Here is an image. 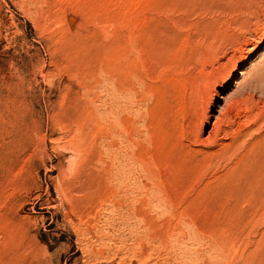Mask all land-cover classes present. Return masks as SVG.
<instances>
[{"label":"rangeland","instance_id":"1","mask_svg":"<svg viewBox=\"0 0 264 264\" xmlns=\"http://www.w3.org/2000/svg\"><path fill=\"white\" fill-rule=\"evenodd\" d=\"M263 110L264 0H0V264H264Z\"/></svg>","mask_w":264,"mask_h":264},{"label":"bare ground","instance_id":"2","mask_svg":"<svg viewBox=\"0 0 264 264\" xmlns=\"http://www.w3.org/2000/svg\"><path fill=\"white\" fill-rule=\"evenodd\" d=\"M241 76H245L246 74H247V70L245 69V68H242L239 72H238ZM261 73L259 72H257V75H256V77H254V82H260L261 80H260V78H261V75H260ZM242 78V77H241ZM238 81V80H237ZM240 82V81H239ZM238 82V83H239ZM240 84V83H239ZM237 86V85H236ZM235 86V87H236ZM240 86V85H239ZM238 87V86H237ZM236 87V88H237ZM238 89V88H237ZM236 89V90H237ZM234 90V89H233ZM232 91H229L228 90V92H225V93H223L222 95H220V98L221 99H223V100H225V99H227V98H229L231 95H232ZM233 96V95H232ZM229 100V99H228ZM222 111V110H221ZM264 111V110H263ZM219 112H220V109H219ZM221 114H220V116L219 117H217V116H215V122L213 123V129L214 130H216V132L218 131H221L220 130V128L222 127V125H220V121H221V119H222V116H223V113L222 112H220ZM221 126V127H220ZM79 129V128H78ZM213 132V131H212ZM212 132H209V138L212 136ZM72 135V134H71ZM81 137V136H80ZM213 137V136H212ZM217 137V136H216ZM69 141V140H68ZM79 152V151H78ZM80 158V157H79ZM67 176V175H66ZM72 176V175H71ZM62 177V176H61ZM76 187V186H75ZM64 193V192H63ZM64 199V198H63Z\"/></svg>","mask_w":264,"mask_h":264}]
</instances>
